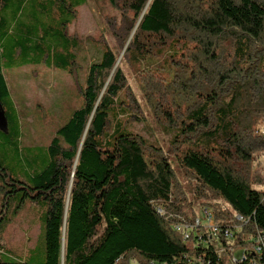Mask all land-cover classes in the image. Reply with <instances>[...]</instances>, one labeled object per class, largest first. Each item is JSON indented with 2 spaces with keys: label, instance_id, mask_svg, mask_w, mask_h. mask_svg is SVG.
Wrapping results in <instances>:
<instances>
[{
  "label": "trees",
  "instance_id": "16d2710c",
  "mask_svg": "<svg viewBox=\"0 0 264 264\" xmlns=\"http://www.w3.org/2000/svg\"><path fill=\"white\" fill-rule=\"evenodd\" d=\"M85 1L0 0V116L9 136L18 138L19 122L4 64L63 70L81 96L41 170L24 181L0 167V264H264L254 242L264 233V190L250 178L254 155L264 152L256 132L264 116V0H108L119 13L110 30L124 51L118 61L105 43L80 81L81 44L69 27ZM152 56L165 63L141 65ZM124 63L155 119L175 131L170 147L194 197L213 211L225 261L220 243L206 242L169 155L129 130L142 108ZM26 198L46 208L44 257L35 262L4 238ZM184 225L187 238L176 228Z\"/></svg>",
  "mask_w": 264,
  "mask_h": 264
},
{
  "label": "rangeland",
  "instance_id": "374dc122",
  "mask_svg": "<svg viewBox=\"0 0 264 264\" xmlns=\"http://www.w3.org/2000/svg\"><path fill=\"white\" fill-rule=\"evenodd\" d=\"M43 20L41 16L40 22L37 23L38 27L41 26ZM109 22L118 23L119 13L108 0H86L78 8L77 17L69 27V32L76 36L81 44L78 52L81 63L80 81H83L89 64L100 58L105 43L109 44L116 53L120 52L118 61L122 56L124 48L120 51L118 42L112 36ZM158 63H165L163 56L147 57L141 61L142 66H155ZM122 67L142 108L141 120L130 123L129 130L142 137L147 143L160 146L169 155L176 177L182 182L188 200L192 203L196 221L198 220L204 228L202 232L207 227L210 230L216 228L217 223L214 221L213 211L194 197L189 181L183 175L170 147V139L175 131L165 129L162 124L158 123L152 114L149 102L143 95L135 72L125 63ZM3 75L9 98L18 115L19 136L17 139L9 136V129L2 123L0 116V129L6 133H0V167L6 168L19 180L27 181L32 174L44 167L46 149L50 140L56 130L80 106L81 96L71 76L63 70L55 69L53 66L49 67L46 64H28L21 67H8L4 64ZM256 132L264 136V116L258 121ZM1 173L3 172L0 170V179L4 183ZM250 178L256 188L264 190V152L254 155ZM6 187L9 188V186ZM20 193L21 191L18 192ZM25 200V205L12 216V223L7 226L4 238L9 246L22 253L32 254L30 260L33 262L40 261L44 257L41 225L46 208L42 203L30 202L29 198ZM16 202L17 199L10 200L9 215H12V208ZM218 203L222 211L230 210L223 201L219 200ZM2 206L3 201L0 202V210ZM233 216L234 214L230 217ZM187 226L191 229L190 225H184L183 228ZM231 240L232 238L227 241ZM218 243L221 244L217 249L218 257L221 261H225L228 255L227 250L219 239ZM226 264L230 262L227 261Z\"/></svg>",
  "mask_w": 264,
  "mask_h": 264
},
{
  "label": "built area",
  "instance_id": "2783aa9c",
  "mask_svg": "<svg viewBox=\"0 0 264 264\" xmlns=\"http://www.w3.org/2000/svg\"><path fill=\"white\" fill-rule=\"evenodd\" d=\"M158 212L160 214H164V209L161 207V208H158ZM235 218L237 220H241V217L239 215H236ZM197 224H201L198 220L196 221ZM184 227V226H183ZM181 226H176V228L182 232H184V238H187L188 235H189V229L190 227H187V228H183ZM203 235H205L206 237V242H213V243H218V229H217V226L216 228H213L212 230H210L208 227L207 229L202 233ZM197 235H199V238H201V235L200 233H197ZM225 235L226 237H230L232 236V232L230 231H225ZM254 242H255V249L256 251L258 252H262L264 251V233L262 232H259L255 238H254Z\"/></svg>",
  "mask_w": 264,
  "mask_h": 264
},
{
  "label": "water",
  "instance_id": "95a60500",
  "mask_svg": "<svg viewBox=\"0 0 264 264\" xmlns=\"http://www.w3.org/2000/svg\"><path fill=\"white\" fill-rule=\"evenodd\" d=\"M118 63V62H117Z\"/></svg>",
  "mask_w": 264,
  "mask_h": 264
}]
</instances>
